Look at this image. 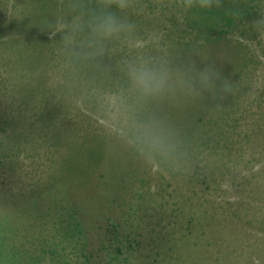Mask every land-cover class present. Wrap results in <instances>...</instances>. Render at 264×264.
Listing matches in <instances>:
<instances>
[{"label":"rangeland","instance_id":"1","mask_svg":"<svg viewBox=\"0 0 264 264\" xmlns=\"http://www.w3.org/2000/svg\"><path fill=\"white\" fill-rule=\"evenodd\" d=\"M221 2L0 0V264H264V0Z\"/></svg>","mask_w":264,"mask_h":264},{"label":"clouds","instance_id":"2","mask_svg":"<svg viewBox=\"0 0 264 264\" xmlns=\"http://www.w3.org/2000/svg\"><path fill=\"white\" fill-rule=\"evenodd\" d=\"M101 2L105 8L115 5L118 9L124 10L129 6L128 0H101ZM185 6L188 9L193 6H198L201 9H211L222 7V2L221 0H185ZM124 27L125 24L114 13L105 11L99 17L94 31L101 37L108 38L119 33ZM54 35L55 33H50L49 38L51 39ZM130 76L135 86L145 92L159 90L164 83L163 77H159L156 72L144 66L131 68Z\"/></svg>","mask_w":264,"mask_h":264},{"label":"trees","instance_id":"3","mask_svg":"<svg viewBox=\"0 0 264 264\" xmlns=\"http://www.w3.org/2000/svg\"><path fill=\"white\" fill-rule=\"evenodd\" d=\"M101 2V0H88V3H86V6H91L90 8H93V9H98V8H96L97 6H99L98 5V3H100ZM103 7V6H102ZM108 8H110V9H107L108 11H111V12H117V13H120V11H119V9L115 6V5H111V6H108ZM88 10V9H87ZM85 8H82V10H80V11H78L77 13H78V18L77 19H79V18H81L82 17V15L87 11ZM102 10V9H101ZM81 12H83L82 14H81ZM210 13L212 14L213 13V11H210ZM195 19H196V17H195ZM121 22H122V20L123 19H119ZM96 21V20H95ZM97 22V21H96ZM95 23V22H94ZM94 23H90V25H92V26H90V28L92 29V27H93V24ZM192 24L193 25H195V21H194V19L192 20ZM125 89H127V88H124V90ZM198 113V112H197ZM199 120V119H198ZM198 120H196V121H198ZM200 121V120H199ZM142 122H139L138 123V125H141L142 126ZM141 126H139V127H141ZM197 131V130H196ZM234 142L235 143H237V142H239V143H241L242 142V140H241V138L240 137H236L235 138V140H234ZM225 147H226V149L225 150H228V153L231 151L230 150V146H228L227 144H225L224 145ZM234 147H235V150H234V152L233 153H235L236 152V150H237V147H239V144L237 145H234ZM193 155L190 157H188V158H190V159H196V157H197V154L198 153H200V150H198V149H194L193 148ZM103 153H101L94 161H96L97 162V160H99V159H101V155H102ZM224 156H226V155H224ZM103 159H104V157H103ZM92 162L94 165H96V162ZM178 163H180V161H173V162H171L169 159H168V164H167V169H169V170H171L173 167H176L177 165H178ZM207 163V162H206ZM206 163H204L205 164V166H206ZM112 189V188H111ZM113 195H114V192H113V190H112V193L110 194V196L107 198V202H106V204H105V206H106V209H112V207H113V204L115 203V199L113 198ZM98 207V206H97ZM189 223V221H186L185 223H184V227L187 225ZM189 225H190V223H189ZM205 226H209V222H205ZM191 227L192 226H189V227H187V229L186 228H184L185 229V231H184V233H185V235H187L188 233H189V231L188 230H191ZM169 231H171V232H173V231H175V227L174 228H172V229H170ZM204 234H207V232H205L204 231ZM174 236V235H173ZM194 256H196V255H194ZM216 263L217 264H220V262L217 260L216 261ZM204 264H214V263H211V262H209V263H205L204 262Z\"/></svg>","mask_w":264,"mask_h":264}]
</instances>
